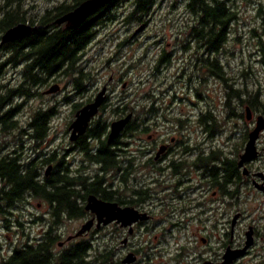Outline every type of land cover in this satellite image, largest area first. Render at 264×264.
Listing matches in <instances>:
<instances>
[{"label": "flooded vegetation", "instance_id": "flooded-vegetation-1", "mask_svg": "<svg viewBox=\"0 0 264 264\" xmlns=\"http://www.w3.org/2000/svg\"><path fill=\"white\" fill-rule=\"evenodd\" d=\"M46 1L51 5L43 15L73 0ZM217 1L225 2L227 10L223 21L218 17L220 22L215 25L213 42L204 37L200 13L185 9L173 48L163 45L154 48L152 63L156 74L168 70L167 66L174 61L190 66L187 73L186 69L183 71L184 80H179L181 96L171 98V102L179 100L176 108L160 104L166 93L163 88L169 83L161 78L155 81L161 95H156L158 91L153 88L149 105L142 107L141 95L131 91L132 82L127 78L133 61L127 63L126 70L112 73L105 82L98 83L94 66H89L92 60H86L87 50L93 45L91 41L80 59H69V73L65 67L58 68L44 79L43 91H40V97L64 94L66 87L61 86V79L69 80L70 90L62 102L70 106L73 120L67 125L65 146L47 138L48 131L42 140L29 138L36 111L26 128L18 125L14 119L18 111L14 113L13 120L27 140L24 137L13 140L14 146H20L23 151L19 153L15 147L10 153L15 151L22 159L37 165V179L42 183L49 178L58 182L62 177L86 178L89 183L102 178V185L97 187L59 186L56 191L69 192V203L52 209L46 202V213L32 221L44 226L43 232L34 238L25 235L22 246L40 244L49 227L55 226L58 235L52 247L53 264H249L253 257L258 259L257 263L250 264H264V245H260L264 243V223L245 222L248 207L255 206L257 211H262L264 206V202H259L264 200V129L255 142L256 156L242 161L258 119H264L263 91L262 87L251 90L244 72L237 78L227 70L230 58L236 57L234 30L239 15L236 0ZM122 4L123 0L112 1L102 8L99 16L108 11L113 13ZM4 15L0 12V18ZM25 16H28L27 10ZM54 22L31 25L26 21L46 32L70 30L66 24L57 26ZM91 24L97 34L105 26L97 19ZM222 31L224 38L219 42L215 36H220ZM257 43L264 42L257 40ZM126 46H135L133 51L142 47L134 42L114 44L115 57L126 59L123 64L133 57L122 52ZM12 56L9 44L0 48V81L5 80L7 68H16L17 86L27 80V62L14 63ZM14 76L5 83V88L14 87L10 84ZM181 78L179 74L178 79ZM53 85L59 90L44 94ZM103 89L104 100L97 115L90 120L83 135L71 140L70 126L77 113L92 104ZM28 100L20 98L22 105ZM11 104L12 100L2 112ZM181 105L184 108L179 109ZM39 110L49 115V130L56 106ZM128 115H131L128 123L109 143L112 123ZM92 132L99 138H92ZM28 140L31 146L25 156L23 143ZM100 149L112 153L110 163L95 159ZM92 196L116 209L109 208L99 217L86 209ZM126 222L130 223L124 225ZM71 223H76L77 228L64 239L58 230ZM86 225L90 228L78 235ZM248 236L252 244L241 256L228 260L226 254L244 249Z\"/></svg>", "mask_w": 264, "mask_h": 264}, {"label": "rangeland", "instance_id": "rangeland-1", "mask_svg": "<svg viewBox=\"0 0 264 264\" xmlns=\"http://www.w3.org/2000/svg\"><path fill=\"white\" fill-rule=\"evenodd\" d=\"M128 1L129 0H123L122 7H117L113 10L112 14L115 15L114 19L106 22L105 26H103L101 30L99 29L97 36L92 41L93 45L87 50L88 55L86 60H92L89 66H94L93 72H95L97 76L96 81H98V83L105 82L112 73L118 74L126 70L127 63L133 61L132 68L128 70L129 74L127 73V78L132 82V84H130L131 91H135L139 96L141 95L142 104L145 102L148 103V99L144 100L143 97L146 98L153 88L158 91L156 95H161V88L155 83L156 78L157 82L158 79L161 78L163 82L169 83L163 88L166 93L162 95L160 104L162 106H173L176 108L179 104V100L174 99L171 102V98L175 97V95L181 96L182 90L179 87V80H184L186 75L183 71L186 69L187 73L190 66L183 65L173 60V65L167 66L168 70L164 69L163 73L156 74L154 72L155 67L152 63V58L155 52L154 48L157 47V45L166 46L168 49L173 48L175 36L182 26L181 22L184 20L183 11L186 6L184 3L185 1L178 0L177 4L173 7L175 4L174 0H158L154 12L146 24H137L136 22L129 24L124 22L129 11ZM3 3L4 2L0 0L1 7ZM23 5L24 9L28 12V16H41L51 3L46 0H24ZM236 9L239 15L236 31L234 30V37L236 40L233 52L236 53V57L230 58V67L227 70L237 78L241 71L244 72V74L247 75L246 80H248V84L250 83V89L253 91L262 87L263 99H261V101L264 103V43L261 45L257 43V40L264 42V0H236ZM27 21L30 20L27 19ZM141 25H144V28L139 34L133 36L134 31ZM121 42H134L142 46L141 50L137 51H133L132 49L135 46L132 48L129 46L124 47L122 52L124 54L129 53L133 56L130 60L126 61V64L122 63L125 62L126 59L122 60L115 57V53L113 52L115 49L114 44H119ZM155 42L160 43L155 44ZM139 56L140 58L138 59ZM109 59L110 62L107 63ZM187 63L188 62H186V64ZM16 71V68H7L3 75L5 80L0 81V85L11 81ZM179 74L182 76L181 79H178ZM17 79L18 77L14 76V80L10 84H17ZM255 80L258 82L256 83ZM1 82L4 83L1 84ZM68 82L69 80L61 79V86L66 87V92L64 94L52 97H35L26 101L15 115L14 119L19 122L18 125L22 128H26L27 122L30 121L33 112L55 105L57 112L50 119V129L48 130L49 133L47 138L60 141L65 146V140L68 138L66 132L67 125L73 120L70 106L62 102V98L65 97L70 90ZM40 91H43V87L39 88V93ZM22 102L23 101L18 100L13 102V105ZM183 105H181L179 109L184 108ZM110 118L111 117H108V119ZM23 137L19 129H15L12 133L8 134L0 133V154H9L10 151L16 147L14 146L13 140ZM26 138L27 137H24V139ZM23 145H25L24 155L27 156L26 149L31 146L30 140L25 141ZM16 149H19V153L23 151V148L21 149L20 146H17ZM75 157L74 155V158ZM259 202H264V200ZM47 209L48 206L44 200L29 197L26 202L23 201L17 208L10 211L12 215H6L10 220L8 227H6V222L0 215L1 257L8 256L15 247H20L24 244L26 239L25 235L28 234L31 238H34L43 232L42 229L44 226L32 223V221L37 217L43 216ZM245 214L247 216L246 223L252 221H256V223L259 224L264 223V219H257L259 216L264 218V206L262 211H257L255 206H250L246 209ZM17 220L22 223L21 226L17 225ZM76 228L77 224L71 223L61 227L58 233L65 239L68 235L73 234ZM260 245H264V243H260ZM256 260L258 259L255 257H253V260L250 258L249 264L257 263Z\"/></svg>", "mask_w": 264, "mask_h": 264}, {"label": "trees", "instance_id": "trees-1", "mask_svg": "<svg viewBox=\"0 0 264 264\" xmlns=\"http://www.w3.org/2000/svg\"><path fill=\"white\" fill-rule=\"evenodd\" d=\"M86 0H73L64 3L51 12H47L43 16H25V10L22 8L24 0H2L3 6L0 5V12L5 15L0 18V35L11 27L20 23H26L27 19L30 24L34 25L38 22L46 25L53 22L61 16L69 13ZM158 0H129V11L124 22L137 24L148 23L152 16ZM178 0H174L173 7ZM185 9L193 13H200L202 25L205 27L204 37L213 42L214 28L216 23L223 21L226 12V3L217 0H184ZM102 9L91 16L83 25L75 30H64L46 32L45 30L33 31L18 41L8 43L12 49V60L14 63L18 61H26L27 80L19 83L17 86L5 88V84L0 85V125L2 129L0 133H11L17 127L13 120V115L18 111L22 103L13 105V102L20 100L21 97L32 99L40 97L39 88L44 86V79L56 72L58 68H66L69 73V59H80L85 47L95 39L96 32L92 30L91 22L97 19L99 24L112 21L115 17L110 11L99 16ZM25 16V17H24ZM218 17L220 21L218 20ZM224 38L223 31L220 36H215L217 41ZM25 46L27 50L25 51ZM75 55V56H74ZM220 76H224L223 67L219 68ZM226 73V72H225ZM2 89H5L2 91ZM148 99L149 95L143 97ZM12 100L11 107L6 112L2 109ZM149 104H142L146 107ZM49 115L40 110L35 112L33 122L30 124L29 138L42 140L46 137L48 128L47 120ZM92 138H97L98 134L91 133ZM99 138V137H98ZM112 153L100 149L95 159L105 164L112 161ZM37 165L22 159L21 154L15 151L9 154H0V215L6 222V227L10 220L6 215H12L10 212L25 201L28 197L39 198L48 202L51 208L60 209L69 203V192L65 190H57L59 186L66 188L69 186H100L102 178L97 177L93 182L89 183L86 178L70 179L62 177L58 182L54 178L46 179L44 183L37 179ZM62 181V182H61ZM17 225L22 223L17 220ZM57 232L55 226H50L45 233L43 241L36 246H18L15 247L8 256H0V264H53L52 263V247L57 240ZM70 258H72L70 256Z\"/></svg>", "mask_w": 264, "mask_h": 264}, {"label": "water", "instance_id": "water-1", "mask_svg": "<svg viewBox=\"0 0 264 264\" xmlns=\"http://www.w3.org/2000/svg\"><path fill=\"white\" fill-rule=\"evenodd\" d=\"M114 0H86L83 3H81L78 7H76L74 10L70 11L69 13L61 16L60 18L56 19L54 24L57 26H61L63 24H66V27L70 30L77 29L81 25L85 23V21L91 17L96 11L104 8L106 5L110 4ZM144 28V25H141L135 32L134 35L139 34V32ZM39 29L38 26H31L27 23H20L14 27L9 28L6 30L0 39V48L8 43H12L15 41H18L26 36H29L33 31H37ZM59 90V87L57 85H53L50 87L47 91L44 92V94H54ZM104 93L105 90L103 89L95 98V101L85 106L81 109L76 115L75 120L72 122L70 126L71 131V140L77 139L79 136L83 135L86 132V129L88 127V124L90 120L95 117V115L98 113L99 107L102 105L104 100ZM131 115H128L126 118L115 121L111 125L110 134L108 136V142H112L120 133V131L125 127V125L130 120ZM264 129V119L259 118L257 122V126L250 135V140L246 147V153L242 158L243 160L246 159H253L256 156V148H255V142L258 138V135L260 131ZM51 169L48 168V172ZM109 208H115L114 205H108L104 204L101 201L97 200L95 197H90L88 200V205L86 207L87 210H90L96 214H98L99 217H101V214L106 212ZM130 222H126L124 225H128ZM90 228L89 225H86L83 227L82 231L78 233V235H81L84 231L88 230ZM70 239V238H69ZM252 244V241L250 240L249 236L246 240V244L244 249L236 252H231L226 254V258L229 260L231 258H237L241 256L246 249Z\"/></svg>", "mask_w": 264, "mask_h": 264}]
</instances>
